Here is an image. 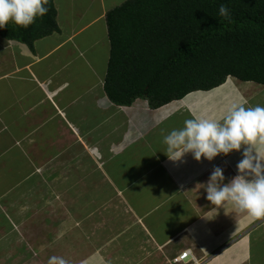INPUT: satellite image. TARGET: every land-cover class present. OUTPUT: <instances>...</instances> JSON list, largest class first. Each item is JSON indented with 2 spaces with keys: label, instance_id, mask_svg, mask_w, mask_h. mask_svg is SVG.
<instances>
[{
  "label": "rangeland",
  "instance_id": "1",
  "mask_svg": "<svg viewBox=\"0 0 264 264\" xmlns=\"http://www.w3.org/2000/svg\"><path fill=\"white\" fill-rule=\"evenodd\" d=\"M122 1L125 0L118 3ZM104 42L105 53L99 52L102 56L98 55V61L92 60L88 65H92L91 68L85 65V69L100 73V67L106 65L108 37ZM9 47L10 44L0 47V64L3 67L8 62L9 53L4 56ZM91 53V50L87 51V55L93 58ZM234 83L233 80L227 81V90L219 89L222 84L209 91V96L219 94L232 98L233 90L239 89ZM38 85L42 87L40 82ZM81 92L75 94L70 106H61L54 99L53 111L46 115L51 118L41 114L36 116L34 124L39 127L36 125L23 130L22 138L17 142L16 139L13 141V126L11 130L4 131L7 142L3 141L5 145L0 143V247H4V243H13L11 248L15 249L1 252L4 258H0V264H48L52 256L64 258L67 264H76L81 250L84 253L95 252L97 249L92 242L106 239L108 243V234L114 238L112 247L117 248H124L125 243L131 242L125 241L126 235H132L139 243L144 242V233L148 234L146 237L151 236L152 222L146 219L150 213H145L149 210L142 208L143 205L155 203L150 212L162 223L168 216L178 220L184 212L178 206L183 202L181 187L188 178L182 177L180 171H175L170 165L165 166L168 177H163L158 171L162 168L160 165L169 163L168 157L157 159L158 163L151 158L146 168V163H138L136 171L126 167L129 145L133 141L143 143L145 134L139 128L142 127L140 120L137 124L126 115V108L115 107L107 100L105 92L94 97L93 103ZM205 95V91L191 92L185 99L170 103L171 109L167 114L184 115L190 99L204 100ZM238 96H235V102L241 98L236 99ZM147 104L146 99L139 98L132 108L153 116L154 112L149 107L144 110ZM3 114L4 111L0 110V117ZM197 115L202 116L203 113L198 111ZM22 123L31 124L25 119ZM42 124L48 127L42 130ZM51 124L53 128H50ZM3 129L0 128V134ZM131 133H134V139L129 140ZM120 137L122 141L115 143ZM148 169H155V175L142 176ZM148 181L158 185L159 189L161 186H173L174 191L161 192L160 198L152 196L145 191L150 185ZM163 181L167 182L164 184ZM173 202L177 209L171 210L169 206ZM80 242L88 244L86 249L79 248ZM20 256L22 258L18 262ZM175 256H168L171 258H166L167 264H176L173 261ZM196 257L198 264H203L198 254Z\"/></svg>",
  "mask_w": 264,
  "mask_h": 264
},
{
  "label": "crops",
  "instance_id": "2",
  "mask_svg": "<svg viewBox=\"0 0 264 264\" xmlns=\"http://www.w3.org/2000/svg\"><path fill=\"white\" fill-rule=\"evenodd\" d=\"M118 1L54 0L60 30L37 39L32 48L26 43L0 36V47L10 44L4 56L6 57L9 53L8 62L4 67L0 64V110L4 111L3 116L0 117V128H4L3 133L0 134L1 144L3 141L7 142L4 131L11 130L12 126L13 141L16 139L17 142L22 138L23 130H29L37 125L34 124L36 116L51 114L54 99L61 106H67V104L70 106L75 94L82 91L81 93H85L91 99L90 103H93L94 97L105 92L104 78L110 57V44L107 57H105L108 61L104 67H100V73L85 69V65L88 66L92 60L97 62L99 56H102L99 52L105 53L106 41L104 40L106 37L109 40L106 13L124 2L118 3ZM88 50L92 51L93 58L87 55ZM91 66L88 67L91 68ZM229 79L227 81L233 80L234 84L239 87L231 93L234 95L232 98H224L225 95L219 96V94H215L216 97L209 96V91H214L218 87L206 91L200 90L206 92L204 100L196 97L190 99L189 103H186L187 113L184 115L169 116L167 114L171 109V107L169 109V103L156 109L147 104L144 110L147 111L149 107L154 112L153 116H148L138 109L134 110L132 105L122 106L113 103L105 92L107 100L115 107L126 108L128 111L126 115L137 121V124L140 120L139 124L142 127L139 128L145 134L142 138L143 143L133 141L129 145L126 156L127 169L136 171L138 163H146V168L151 158L157 163V159L166 158L163 152L166 148L163 143L164 136L173 129L182 128L184 126L182 120L192 118V112L197 114L199 111L204 117L220 118L234 103L244 104L246 107L264 105V84L244 81L236 77ZM227 81L219 89L223 87L225 90ZM38 82L42 84V87L38 85ZM236 95L241 98L235 102ZM209 102L212 103L209 104ZM72 108L75 111L73 106ZM26 113L27 117H25ZM209 113L213 115L210 114V116ZM46 117L51 118V116ZM23 119L31 124H23ZM97 123V121L94 122L96 126ZM52 124L50 128L54 127ZM47 127L46 124L41 126L42 130ZM134 133L129 134V140L134 139ZM121 141L120 137L114 142ZM242 152L243 149L234 150L228 155L221 154L213 161L207 159L197 161L189 153L186 154L183 162L168 161V164L160 165L162 168L158 171H161L163 177H168L165 166L170 165L175 171H180L182 177L188 178V182L186 181L180 191L183 202L178 208L184 212L178 220L170 219L168 216L162 223L153 212H150L152 204L155 203L142 204V208L149 210L145 213H150L146 219L154 225V228L150 225L151 236L146 237L148 234L144 233V242L139 243L133 239L132 235H126L125 241L131 242L125 243L124 248L121 246L117 248L112 247L114 238L108 234V243L106 239L92 242L93 247L97 249L95 252L84 253L81 250L76 264H167L168 256L172 254L173 257L186 248H191L196 255L198 254L203 264H264V218H252L236 210L232 204L226 205L225 208H216L207 200V192L202 188L203 185H200L208 181L215 166L222 167L225 170L226 182L230 181L238 174L237 164L243 158ZM141 175L146 177L155 175V169H148L147 173ZM148 182L151 186L147 185L149 188L145 191L156 197L161 192L172 193L174 191L173 186L169 185V188L161 186L162 188L159 189L158 185L151 181ZM166 182L163 181L164 184ZM169 207L171 210L177 209L175 202ZM12 245L13 243H4V247H0V258H4L1 252L15 249V247L11 248ZM87 245L86 242H82L79 248L86 249ZM20 250L22 251V248ZM21 258L22 256L18 258V262ZM190 263L192 264L190 260H186L176 264Z\"/></svg>",
  "mask_w": 264,
  "mask_h": 264
},
{
  "label": "trees",
  "instance_id": "3",
  "mask_svg": "<svg viewBox=\"0 0 264 264\" xmlns=\"http://www.w3.org/2000/svg\"><path fill=\"white\" fill-rule=\"evenodd\" d=\"M226 4L230 18L219 15ZM25 28L0 36L33 47L60 30L54 0ZM110 57L104 90L117 105L159 108L228 77L264 84V0H125L106 13Z\"/></svg>",
  "mask_w": 264,
  "mask_h": 264
},
{
  "label": "clouds",
  "instance_id": "4",
  "mask_svg": "<svg viewBox=\"0 0 264 264\" xmlns=\"http://www.w3.org/2000/svg\"><path fill=\"white\" fill-rule=\"evenodd\" d=\"M48 0H0V29L13 22L29 27L38 17L45 16ZM219 15L230 18L226 4L219 7ZM163 150L170 161L183 162L191 153L197 161H213L243 149L237 164L238 174L226 182L225 170L215 166L203 185L207 200L216 208L232 204L236 210L252 218H264V105L246 107L232 104L220 118L192 114L182 128L171 130L163 138ZM48 264H67L62 257L52 256Z\"/></svg>",
  "mask_w": 264,
  "mask_h": 264
},
{
  "label": "built area",
  "instance_id": "5",
  "mask_svg": "<svg viewBox=\"0 0 264 264\" xmlns=\"http://www.w3.org/2000/svg\"><path fill=\"white\" fill-rule=\"evenodd\" d=\"M186 260H190L192 264H198L199 260L197 259L196 255L194 254L193 250L191 248H186L182 250L179 254H177L174 258L173 261L175 263H182L185 262Z\"/></svg>",
  "mask_w": 264,
  "mask_h": 264
}]
</instances>
